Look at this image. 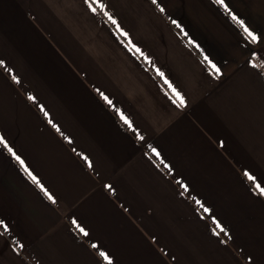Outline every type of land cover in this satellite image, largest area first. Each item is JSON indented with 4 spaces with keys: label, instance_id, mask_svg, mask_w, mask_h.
I'll list each match as a JSON object with an SVG mask.
<instances>
[{
    "label": "crops",
    "instance_id": "crops-1",
    "mask_svg": "<svg viewBox=\"0 0 264 264\" xmlns=\"http://www.w3.org/2000/svg\"><path fill=\"white\" fill-rule=\"evenodd\" d=\"M101 2L0 0V264H264V0Z\"/></svg>",
    "mask_w": 264,
    "mask_h": 264
},
{
    "label": "snow or ice",
    "instance_id": "snow-or-ice-1",
    "mask_svg": "<svg viewBox=\"0 0 264 264\" xmlns=\"http://www.w3.org/2000/svg\"><path fill=\"white\" fill-rule=\"evenodd\" d=\"M86 3H89V7L91 8V10L93 12H95L97 9L96 7H93L92 4L95 3V4H98L99 7L101 9H103L105 7V5L101 2V0H91V2H89V0H85ZM155 2V0H154ZM215 3L219 4V5H222L226 11H228L230 14H231V17L234 21H236L240 27L243 28V31L245 33V35L247 36V38L253 42V43H257L259 40H260V36L255 32L253 31L251 28L248 27V25L245 23V21L243 19H240L239 16L236 15V13L232 12L231 9L228 7V5L225 3V0H215ZM107 14V13H106ZM111 19V17H110ZM126 34V33H125ZM256 53L253 52V56H255ZM4 63V61H0V64ZM250 63H252L250 61ZM255 66V65H254ZM213 67H215V65H213ZM217 72H219V69H216ZM161 75H163V73H161ZM13 79L14 80H18V77L16 76H13ZM173 91L176 93V96L180 98V101L181 103H183V97L181 96V94L176 91L175 89H173ZM102 96H104L103 93H101ZM29 98L30 99H35V97H33L31 95V93H29ZM104 99L109 103L111 104V100L108 99L107 96H104ZM42 107V106H41ZM42 110H43V107H42ZM45 115L47 116L48 113L45 112ZM121 116L122 118L129 123V125L131 126V122L128 121V118L126 116L123 115V113H121ZM49 123H52L51 120H49ZM54 127H56V125H53ZM59 130V129H57ZM66 139H70L68 137H66ZM0 143H2L10 153H12L13 156L16 157L17 160H20V157L19 156H16V153L13 151V149L8 145V142L4 139V137L2 135H0ZM223 143V142H221ZM152 151L154 153H156L157 156L160 155V153L155 149L153 148ZM81 155H83V153H81ZM84 159L87 160V156H84ZM21 163H23V161H21ZM31 175V174H30ZM244 175L246 177H248V179L252 180L253 182H255V187L252 189L253 192H258L260 195L264 196V185H262L260 182L257 181V178L252 175L247 169L244 170ZM33 179L35 180L36 178L33 177ZM37 183H39V181H36ZM185 189H187V184H183L182 185ZM40 187L45 191V194L48 195L49 199H54L52 197V195L50 193L47 192V189H44V186L43 185H40ZM197 204H200L201 202L199 200L196 201ZM205 212H208L210 211V209L208 208H204L203 209ZM212 220L217 224V227H220L222 228V225L219 224V221L216 220L215 217H212ZM73 223L76 224V227L80 230V232L84 233L85 235H87V229H85L84 227H82L79 223H77L75 221V219L73 220ZM0 226H3L4 230L7 231L8 230V224L3 220V219H0ZM213 232L215 233L216 230L213 229ZM97 245L94 243L93 244V247H96ZM100 256L105 260V261H108L109 264H111V261H112V257L106 252V251H103L101 250L100 251ZM247 260L249 262H251L253 260V257L251 255H248L247 256Z\"/></svg>",
    "mask_w": 264,
    "mask_h": 264
}]
</instances>
